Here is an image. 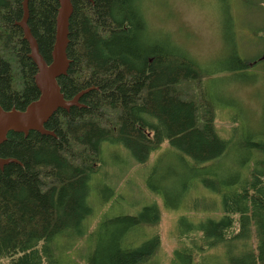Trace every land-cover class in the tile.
Masks as SVG:
<instances>
[{
  "label": "trees",
  "instance_id": "obj_1",
  "mask_svg": "<svg viewBox=\"0 0 264 264\" xmlns=\"http://www.w3.org/2000/svg\"><path fill=\"white\" fill-rule=\"evenodd\" d=\"M21 1L0 0V105L5 110H22L38 97L36 68L16 25ZM72 7L70 63L57 82L65 99L89 90L80 98L83 107L59 109L45 123L55 136L9 132L0 145L1 158L18 161L0 170V264H71L57 249V239L84 237L91 214L88 182L99 168L103 142L122 145L139 165L163 143L195 164L215 161L229 149L230 139L215 129L205 71L175 46L155 40L142 0H72ZM57 8L56 0H28V26L46 62ZM259 32L264 40V26ZM239 62L238 69L249 67L246 59ZM246 143L254 160L234 191L221 192L217 178L202 180L222 195L220 217L196 223L179 218L180 264L232 241L238 246L233 245L228 264H264V141ZM159 219L151 203L137 215L104 220L97 229L108 237L79 264H148L159 250L157 231L138 246L127 236L156 226ZM172 264H179L175 256Z\"/></svg>",
  "mask_w": 264,
  "mask_h": 264
},
{
  "label": "rangeland",
  "instance_id": "obj_2",
  "mask_svg": "<svg viewBox=\"0 0 264 264\" xmlns=\"http://www.w3.org/2000/svg\"><path fill=\"white\" fill-rule=\"evenodd\" d=\"M142 7L150 32L158 35L155 40L175 46L205 71L204 85L216 108L215 129L230 139L229 149L215 161L195 164L186 157L181 161L163 143L139 165L122 145L103 142L99 168L88 182L91 214L84 222L89 225L84 237L57 239V249L71 264H79L108 237L97 229L101 222L137 215L151 203L160 211L158 224L136 229L127 240L138 246L157 231L159 250L148 264H172L174 256L180 264L184 253L179 218L196 223L203 217L217 220L223 212L222 195L202 180L217 178L221 192L234 191L254 160L253 147L246 142L264 141V61L254 62L264 55L259 32L264 0H142ZM238 59H246L249 67L238 69ZM112 228L109 224L106 230ZM234 244L238 246L237 241L218 243L199 252L190 264H228Z\"/></svg>",
  "mask_w": 264,
  "mask_h": 264
},
{
  "label": "water",
  "instance_id": "obj_3",
  "mask_svg": "<svg viewBox=\"0 0 264 264\" xmlns=\"http://www.w3.org/2000/svg\"><path fill=\"white\" fill-rule=\"evenodd\" d=\"M91 1V0H89ZM58 4L55 18L54 42L50 52V62H46L39 51L37 40L28 26V0L21 1V18L16 25L22 31V38L28 46V58L33 62L36 72L33 82L38 90V97L28 103L24 109L11 108L5 110L0 105V145L6 140L9 132L22 133L30 131L42 135L55 136L45 128V123L59 109L68 111L71 107H83L81 96L88 89L75 94L71 99H65L57 79L66 74L70 60L67 57L69 19L72 14V0H56ZM264 59V55L261 57ZM9 163H18L13 158L0 157V170Z\"/></svg>",
  "mask_w": 264,
  "mask_h": 264
}]
</instances>
